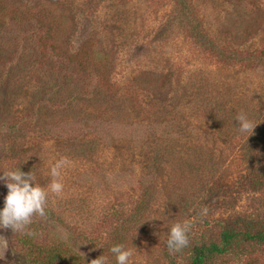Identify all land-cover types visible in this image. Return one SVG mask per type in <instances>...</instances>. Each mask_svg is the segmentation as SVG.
<instances>
[{"label": "rangeland", "instance_id": "rangeland-1", "mask_svg": "<svg viewBox=\"0 0 264 264\" xmlns=\"http://www.w3.org/2000/svg\"><path fill=\"white\" fill-rule=\"evenodd\" d=\"M190 1L196 35L175 0L0 4V173L31 170L46 187L65 159L61 194L31 223L90 260L115 264L109 248L123 244L129 264H188L223 227L264 229V57L237 54L264 49V0ZM44 8L58 29L45 43ZM241 112L251 135L236 129ZM6 193L0 181V207ZM185 221L188 244L170 253L168 230ZM0 235V264H26L12 230ZM248 243L209 264H264V246Z\"/></svg>", "mask_w": 264, "mask_h": 264}, {"label": "trees", "instance_id": "trees-1", "mask_svg": "<svg viewBox=\"0 0 264 264\" xmlns=\"http://www.w3.org/2000/svg\"><path fill=\"white\" fill-rule=\"evenodd\" d=\"M179 6L178 15L183 18L185 26L188 29L189 34L196 35L197 30L200 29L201 24L198 18L195 16V11L191 5L190 0H175ZM2 0H0L1 4ZM1 7V6H0ZM41 16L39 17L38 29L39 32L36 35L37 38L42 37V42H47L48 39H53L58 29L53 27V15L49 8L41 10ZM192 29H196V33H193ZM52 49V48H51ZM208 50L214 54V57L219 61L225 60L223 51L213 49L212 47ZM50 52L56 54L54 49ZM248 55L240 52L238 56L242 58H249V60L261 59L264 57V49L254 52H245ZM66 59L72 55L66 56ZM68 57V58H67ZM252 58V59H250ZM75 65H78V69L83 72L84 59L75 58ZM73 60H71L72 62ZM246 59H241V64H248ZM15 124V123H14ZM263 124H259V129L262 128ZM261 127V128H260ZM11 129L15 128V125L10 126ZM257 131V130H256ZM257 149L264 147V138L256 139ZM254 154V153H253ZM47 210V208L45 209ZM114 217V215H112ZM36 224L30 223L24 233L14 232L13 235L22 251L24 252L26 264H90V258L86 255L80 254L78 251L73 250L68 242H63L57 238H52L48 233L38 228ZM31 233V235L28 234ZM243 242H249L248 244L257 243L264 246V229L262 231L250 232L241 231L231 227H223L219 231L218 240L195 243L192 245L191 254L188 264H209L210 260L214 256L222 255L233 248L239 247ZM247 246V245H246ZM245 246V247H246Z\"/></svg>", "mask_w": 264, "mask_h": 264}, {"label": "clouds", "instance_id": "clouds-1", "mask_svg": "<svg viewBox=\"0 0 264 264\" xmlns=\"http://www.w3.org/2000/svg\"><path fill=\"white\" fill-rule=\"evenodd\" d=\"M238 121L236 129L239 133L252 134L254 124L249 117L241 112L234 118ZM67 163L65 159L57 161L50 168V183L42 187L35 181L32 171L23 172L19 168H9L0 173V181L7 189L3 197V206L0 207V230L11 229L12 232L24 233L27 226L32 222L33 215L43 217L49 193L59 196L62 192V183L59 180L60 169ZM190 223L177 222L170 226L167 239L165 241L169 252H179L187 246V233ZM31 235L30 232H28ZM9 249V241L0 235V260L5 258V253ZM78 246H76V251ZM110 253L115 258V264H129L132 251L123 244H115L109 248ZM90 264H110L108 257L103 254L90 261Z\"/></svg>", "mask_w": 264, "mask_h": 264}]
</instances>
